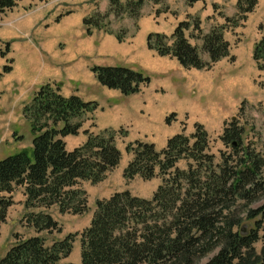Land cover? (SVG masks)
Returning <instances> with one entry per match:
<instances>
[{
    "label": "trees",
    "instance_id": "16d2710c",
    "mask_svg": "<svg viewBox=\"0 0 264 264\" xmlns=\"http://www.w3.org/2000/svg\"><path fill=\"white\" fill-rule=\"evenodd\" d=\"M17 1L0 0V17ZM107 1L105 12L95 10L82 19L87 34L93 28L104 29L109 14L115 18L126 15L136 25L146 1L163 2ZM196 1L186 0L189 5ZM257 3L237 0L238 21L244 20ZM166 9L163 6L157 12ZM187 17L169 36L149 33L147 48L175 58L188 69L208 68L229 56L222 25L202 33L200 18ZM232 18L224 19L229 23ZM189 28L199 33L200 46L189 41L185 33ZM113 34L123 41L126 29ZM254 46L253 60L259 70L264 69V35ZM8 48L7 42L0 54ZM201 52L208 56L207 61ZM2 69L8 72L11 68L4 65ZM91 71L103 86L117 89L122 95L137 93L150 81L141 71L126 65H94ZM97 107L96 101H85L74 94L62 96L59 86L51 82L41 85L23 106L22 114L32 132L31 154L21 150L0 159V226L13 203L14 189L21 187L27 210L22 219L35 235L18 238L0 257V264H73L62 259L70 255L78 235L82 264H196L214 251L205 264H264V245L259 253L254 246L259 240L264 204L250 206L264 197V159L250 148L241 147L240 130L233 120L220 136L233 152L224 153L218 164L208 152V133L198 123L189 135L173 134L162 149L145 141L128 143L126 151L132 157L123 169V177L127 181L135 176L147 180L160 177L152 196L140 198L124 190L100 198L89 226L46 244L39 232H60L61 226L49 213L34 210H48L55 205L60 213H84L88 203L83 181L98 183L121 160L116 131L112 129L96 134L84 130V143L66 149L63 138L78 134L82 122L89 116L93 118ZM169 119L165 121L169 123ZM181 160L186 161L185 169L178 167ZM259 215L261 218L244 231L245 221Z\"/></svg>",
    "mask_w": 264,
    "mask_h": 264
},
{
    "label": "crops",
    "instance_id": "0c3cea01",
    "mask_svg": "<svg viewBox=\"0 0 264 264\" xmlns=\"http://www.w3.org/2000/svg\"><path fill=\"white\" fill-rule=\"evenodd\" d=\"M260 1L258 0L256 10ZM107 4V0H18L12 10L2 14L0 51L5 49V43H9L8 51H5L4 55L0 54V131L1 128L4 129V143H13V140L8 138L17 132L12 124L25 120L22 114L23 106L32 100L34 92L41 85L49 82L58 84L64 97L74 94L85 101L98 103L93 118L89 116L82 122L80 132L76 135L68 134L63 138L68 150L84 143L86 140L84 130L96 134L105 129L115 131L122 129V135L117 132L115 137L120 151L118 143L126 146L127 143L134 141L153 143L157 150L162 149L166 146L168 138L179 133L174 130L177 121L172 120L170 123L164 121L167 114L175 112L176 118L182 115L191 118L197 96L193 99L189 92H194L195 88L203 90V93L214 89L219 72H214L210 76L202 69L184 68L175 58L161 56L155 50L148 49L146 39L149 33L154 32L169 36L180 22L187 20L188 15L199 17L200 28L206 33L212 26L204 29V25L206 20L214 15V7H218V10L220 7L226 12L224 18L229 17L234 7L236 11L237 0H198L191 5L186 0H163L158 3L146 1L136 25L133 19L124 16L121 24L126 27V36L123 41H119L113 33L107 34L101 29L93 28L90 34L85 31L82 19L95 10L105 11L108 8ZM163 6L167 9L157 12ZM67 35L70 39L76 38L71 47L67 46L70 43ZM200 42L198 40L197 45L200 46ZM75 57H78L77 62H67L68 59ZM40 60L41 66L34 69L30 67V63ZM118 60H129L132 63L141 60L147 68H157L165 73L179 75L177 77L179 88L186 93L181 100L184 103L182 111L172 110L169 113L155 111L153 100L144 94L146 89L142 90L141 87L137 93L122 95L117 89L103 86L91 68L94 65H117ZM4 65L10 66V71L2 72ZM68 80L70 86L66 85ZM158 89L162 88H156L153 92H164L163 89V92ZM126 97H130L126 104L113 101V99L126 101ZM117 166H120V163ZM124 166L125 163L121 168ZM14 190L13 202L16 201V193L19 192L21 198L17 197V201L23 205V189L17 187ZM91 217L92 214L89 217V224ZM75 245L76 242H73L72 252L62 259V262L82 264L79 255L80 245L78 247Z\"/></svg>",
    "mask_w": 264,
    "mask_h": 264
},
{
    "label": "rangeland",
    "instance_id": "374dc122",
    "mask_svg": "<svg viewBox=\"0 0 264 264\" xmlns=\"http://www.w3.org/2000/svg\"><path fill=\"white\" fill-rule=\"evenodd\" d=\"M126 0H122L121 3ZM108 9V8H107ZM106 9V10H107ZM215 13L206 20L204 29H208L214 25L223 26V34L228 41L230 50L229 56L216 61L208 68H202V71L209 73L210 76L214 72H219L215 80V87L207 93L195 88L194 92H189V96L196 99V106L194 107V114L190 118L188 115H182L180 118H176L177 114L173 111L181 112L184 106L182 99L186 96L179 88V75L174 73H165L157 68L145 67L146 64L140 60L138 63H132L129 60H118L117 65L128 66L137 71H141L144 75L148 76L150 83L141 85L142 90L146 89L145 95L150 96L153 100L155 111L158 112H172L167 114L166 118L169 119V123L177 121L175 131L189 135L194 131L195 124H201L204 126L208 133L209 146L208 152L214 155V163L218 164L224 153H232L233 150L230 145H226L220 136L223 133L225 127H229L233 120L238 130H240L241 147H248L256 154L264 159V69L259 70L256 62L253 60L254 44L260 40L264 35V0H261L259 7L253 9V11L247 13L244 20L238 21L236 16L235 7L231 11L230 17H233L229 23H226L224 19V12L220 7H214ZM105 10V11H106ZM102 11V12H105ZM126 16V15H124ZM124 16L115 18L112 14L104 19L103 32L108 30L118 31L119 29H126L121 24L123 23ZM191 16V15H190ZM237 22V24H235ZM201 23V20H200ZM107 30V31H105ZM200 32H203V28H200ZM191 44L199 46L198 32L189 28L185 31ZM204 33V32H203ZM74 35V34H73ZM25 40L26 37H23ZM66 39V38H65ZM67 39H70L67 35ZM76 41V38L70 39V43L67 46L71 47ZM203 60H208V56L201 52ZM130 59V58H129ZM78 61V57L68 59L67 62L75 63ZM41 60L38 62L30 63L31 68L41 66ZM71 65V64H70ZM199 70V69H197ZM3 72V70H2ZM1 75V74H0ZM66 85L70 86L69 80ZM163 93L153 92L156 88ZM134 94V93H133ZM126 101L121 99H113L115 103L126 104L129 102L130 97H126ZM135 98V97H134ZM204 101H206L204 103ZM217 109H216V108ZM213 108V111L211 109ZM217 112H216V111ZM164 119V121L166 120ZM178 119H180L178 121ZM166 122V121H165ZM12 127L17 130L11 137L13 143H4V129L0 131V159L6 157V155L17 153L21 150H27L31 154V140L32 132L27 121L22 120L19 123H13ZM113 130V129H112ZM101 132V131H100ZM122 135V129L116 131ZM119 135V136H120ZM7 142V141H6ZM131 143V142H130ZM128 144V143H127ZM121 148V160L120 166L113 168L107 175L98 183H91L90 181H83L82 188H85L87 192L88 208L82 214L72 213H60L58 208L54 205L50 209H36L43 210L51 215L53 219H56L61 226V231H54L47 233L45 231L39 232L45 239V243L49 244L55 239H61L66 236L67 233L81 232L88 224L89 217L96 207V201L100 198H108L116 191L128 190L131 194L140 198H150L153 192L157 189L160 183V177L152 179H142L139 176H135L131 180H126L123 177V169L131 159V155L126 151V146L118 143ZM125 163L124 168L121 166ZM187 166L185 160H181L178 163V167L185 169ZM21 198L19 192L16 193V201L8 209L5 223L0 226V257L3 256L6 250L16 242L18 238H24L32 236L34 229L25 224L23 215L27 212L24 205H21L17 200ZM264 204V197L259 201L251 204L253 208L259 207ZM260 215L251 221H245L244 231H247L253 226L256 220H259ZM261 230L259 231V240L255 242L254 246L259 253L264 245V219L262 220ZM74 242L75 246L80 245V236H76ZM216 252V251H214ZM210 253L206 257L202 258L196 264H205L210 256L214 254ZM80 255V254H79ZM148 264V263H146Z\"/></svg>",
    "mask_w": 264,
    "mask_h": 264
}]
</instances>
